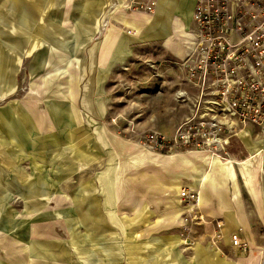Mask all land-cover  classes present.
Returning <instances> with one entry per match:
<instances>
[{"label": "crops", "instance_id": "1", "mask_svg": "<svg viewBox=\"0 0 264 264\" xmlns=\"http://www.w3.org/2000/svg\"><path fill=\"white\" fill-rule=\"evenodd\" d=\"M111 1L116 2L113 8ZM127 1L44 0L42 2V0H33L27 4L14 1L7 10L33 11L34 14L30 19L38 28L67 26L70 22V13L75 11L98 13L97 28L91 37L92 40H100L111 23H117L123 27L132 25L137 29L143 26L148 31L165 33L160 29L163 19L157 14L155 16L126 14L125 12L128 11L123 8ZM160 1L168 3L166 9L169 14V25L168 22L166 24L169 30L174 23L179 26H192V22L187 25L180 16L172 15V11L177 8L179 10L182 6L192 18L195 1L192 8L189 3L193 0H156L158 12H161L159 8L162 7ZM111 8L116 9L111 11ZM7 10L0 9V11ZM42 11L49 12L50 17L44 20V24ZM53 17H60V19H52ZM94 25L95 23L91 22L87 26ZM39 33L34 36L15 32L7 36L0 35V44H2L0 46V96L14 91L16 71L21 56L31 58L28 70L31 89L36 88L45 79H52V76L59 74L58 69L62 65H66L60 70L63 77L67 72L69 74L71 69L75 70L78 67L79 60L64 53H60L62 56H56L57 58H51L52 54L57 53L58 50L57 46L55 48L50 46L66 44L74 39V42H77L78 37L42 36ZM172 33L161 38L162 45L164 47L166 44L180 46L184 55L185 53L188 55L192 50L194 37L189 35V31L188 37L184 39L177 38ZM111 36L107 37L110 39ZM4 44L9 45L7 47L11 51L6 49ZM7 70H9L8 73ZM70 75L69 78H71ZM51 100V96L39 94L37 91L33 93L32 90L21 100L10 101L0 110V264H78L72 258L70 250L76 254L79 252L78 255L81 254L83 257L79 260L81 264H122L121 258L115 254V252H121L116 248L119 244L116 240L124 231L129 237L128 243L131 246L135 245L136 239L133 240V236H138V220L143 222L140 224L143 227L140 230L141 235L153 234L156 227L161 231L159 233L165 235L166 230L171 228L167 222L171 218H174L173 226L183 225L185 219L179 200L181 182H176V178H170L171 175L165 178L154 173L143 178L147 184L154 183L162 186L168 183L172 186V188L150 189L152 194L148 191L144 192L145 196H150L152 199L164 198L162 201L166 204V206L152 208L148 212L139 210L141 202L138 203L137 199L136 201L126 200L125 198L130 197L131 193L122 190V186L117 190L119 185H117L115 174H112L116 171V167L103 169L98 165L97 169L78 171L75 174L71 159L67 158L71 154L68 141L71 140L73 133L51 132L52 128L54 129L60 122L50 110L55 102ZM36 125L42 132L36 129ZM86 136L81 135V147L84 146L85 140L88 143L89 136ZM120 149L123 153L127 151V154L131 149H137L135 156L140 154L144 164L157 167L166 174H172L173 171L184 166L196 168L198 171L196 181L189 182L188 187L201 188L198 210L204 206L208 216L215 217L220 214L225 220L221 231L222 240L227 249L233 248L229 245V235L237 233L240 240L243 243L247 242L254 250L248 255L245 264H259L256 251L262 246L264 235L262 242L259 243V237L251 235L249 225L264 226V195L262 194L264 178L261 175L263 164L260 166L259 161L250 164L246 171L249 177L245 180L235 165L232 166V176L219 172L218 168H210L207 159L210 153L185 151L172 155H150L134 142L125 144ZM84 150L83 147L82 155L86 154ZM250 153L243 159H239L237 154L231 159L242 162L250 157ZM93 171L104 174L96 177L91 174ZM236 174L241 179L247 201L241 202L237 194L232 197V200H229L225 193L216 196V190L212 191L211 195L202 193L205 182L209 180L237 187ZM81 177L84 186L80 193L75 187L81 181ZM91 182L93 185L98 182V191L95 189L90 191L88 186H91ZM13 203H19L23 209L18 210L19 206H13ZM126 219L129 221L128 225L126 221H123ZM116 234L118 238L114 240ZM167 238L168 244H155L157 249L154 250V247L153 251L172 250L174 252L177 238L172 235ZM219 252H222V249L217 247V253ZM171 256L175 257L174 254ZM214 258L193 260L195 263L177 258L129 259L126 264H218Z\"/></svg>", "mask_w": 264, "mask_h": 264}, {"label": "rangeland", "instance_id": "2", "mask_svg": "<svg viewBox=\"0 0 264 264\" xmlns=\"http://www.w3.org/2000/svg\"><path fill=\"white\" fill-rule=\"evenodd\" d=\"M14 1L27 4L33 0H0V9H9ZM194 1L189 3L192 8ZM111 2L113 8L116 2ZM149 2L154 3L150 6V10L144 9L146 4L149 5ZM125 3L123 9L128 11L125 12L126 14L134 13L149 16L157 14L163 19L160 29L164 30L165 33L148 31L143 26L137 29L132 25L123 27L117 23H111L106 34L100 40H92L91 37L97 28L98 13L95 12L75 11L70 13V22L67 26L38 28L30 19L34 14L33 11H0V35L7 36L15 32L16 34L34 36L42 31L39 33L42 36L78 37L77 42H74V39L66 44H51L50 46L54 48L57 46L58 50L57 53L52 54L51 58H57L56 56H62L60 53H64L79 60L78 67L75 70L71 69L69 74L65 72L63 77L60 70L66 65H62L58 69L59 74L52 76V79H45L36 88L32 86L33 89H31V82L28 77L31 58L21 56L16 71L15 89L9 94L0 96V110L10 101L21 100L32 90L33 93L37 91L39 94L51 96V101L55 102L50 110L56 116L57 121H60L54 129L52 128L51 132L73 133L71 140L68 141L71 154L67 158L71 159L75 174L78 171L97 169L98 165L103 169L116 167V171L111 173L116 176L117 185H119L117 190L122 186V190L130 192L131 196L125 199L135 201L137 199L138 203L141 202L139 204L141 211L150 212L152 208L155 209L157 206H166L163 202L164 198L152 199L150 196H145L144 192L147 193L148 191L152 194L150 189L172 188L168 183H164L162 186H157L154 183L147 184L143 178L154 173L165 178H168L169 175L172 179L176 178V182H181L179 191H184L185 195H188L185 202L179 196L180 206L188 207L197 202L196 194L191 191L188 184L192 180L196 181L198 171L194 167L184 166L173 171V173L171 172L172 174H166L157 167L144 164L140 154L135 156L137 149H131L128 154L127 151L121 152L120 148L128 143L134 142L150 155H172L185 151L218 153L219 163L222 166H227L226 161L233 158L235 154L239 159L247 157L249 151L246 148H248L251 154L255 155L252 158V164L258 161L263 164L261 175L264 178V127L246 124L233 126L231 132L222 130L217 137L221 140L227 138L228 143L225 147V145H218L217 142L206 145L205 137L200 136L203 131L201 127L204 125L194 123L192 124L195 137L192 141L193 145L187 149H181L177 146L175 139L179 132L188 126L187 120L200 115L196 102L199 92L193 86V79L189 81L188 78L187 80L185 78L186 70L183 69V62L187 54L184 55L182 48L177 47V45L166 44L164 47L161 38L164 35H170L172 32L177 38L184 39L187 37L179 35L175 31L180 27L178 24L174 23L170 30L169 26L167 27L169 14L166 9L168 5L166 1H160L162 7L159 10L161 12H158L156 0H128ZM176 3L175 7L177 8ZM112 8L111 11L116 9ZM48 15L49 12H41L43 24L45 19H50ZM172 15L180 16L187 25L192 22L191 15L189 16L187 10L182 6L179 10L177 8V10L172 11ZM57 18L60 19V17ZM57 18L53 17L52 19ZM91 22H94L95 25L87 26ZM192 30L193 25L189 26L186 33L188 35L189 31V35L194 37ZM109 35H112L110 39L107 37ZM3 46L8 49L7 46L9 45L4 44ZM8 72L9 70H7ZM69 75L71 78L68 77ZM51 117L53 118V116ZM36 126V129L41 131L38 125ZM81 135L89 136L88 143L85 140L83 146L85 155H82ZM154 142L161 144V149L154 148ZM195 142L199 143L198 147L194 146ZM211 157L213 156L207 155L208 164ZM209 166L211 167V164ZM242 167L244 166H237L238 169ZM129 169L131 171H128ZM91 174L97 177L104 173L93 171ZM236 183L237 187H234V185H227V183L220 181L209 180L205 182L202 193L211 195V192L216 190V196L225 193L229 200H232V197L237 194L241 202L247 201L238 174H236ZM90 185L88 186L90 191L92 189L99 190L98 182H95L94 185L91 182ZM76 186L75 189L81 193L80 190L84 186L82 177ZM262 194L264 195V187ZM190 195L194 198L190 199ZM199 197L201 200V195ZM14 205L19 206L20 204L13 203ZM21 207L22 205L17 207L18 210L21 211L23 209ZM205 210L203 206L195 214H188L187 220L181 226H173L174 218L169 219L167 222L171 228L166 230L165 235L159 233L161 231L158 230V227L154 229L153 234L141 235L140 230L143 227L140 224L143 222L138 220V236H133V240L136 239L135 245L131 246L128 243L129 237L124 231L119 239H117L118 234H116L114 240L117 239L116 241L119 243L116 248L121 252H115V254L121 258L122 264H126L129 259L167 260L171 258L195 263L193 260L214 257H216L214 259L218 264H227V262L228 264H238L239 262L245 264L248 255L254 250L247 242H244V246L241 248L227 249L222 240V231H218L220 238H214L215 225L219 224L222 230L225 220L220 214L215 217L208 216ZM123 221H126L127 225L129 224L127 219ZM249 227L251 235L258 236L259 243H261L264 226L249 225ZM169 234L177 238L174 252L172 250H170L171 252H154L153 248L155 247L154 250L157 249L155 244H168L167 237H170ZM217 247L221 248L222 252L217 253ZM70 251L74 261L81 264L79 261L83 259L81 254L78 255L79 252L76 254V252ZM256 252L258 263L264 264L259 247ZM172 254L175 257H172ZM105 258L109 259L110 257Z\"/></svg>", "mask_w": 264, "mask_h": 264}, {"label": "built area", "instance_id": "3", "mask_svg": "<svg viewBox=\"0 0 264 264\" xmlns=\"http://www.w3.org/2000/svg\"><path fill=\"white\" fill-rule=\"evenodd\" d=\"M153 4L149 2L144 9L150 10ZM192 25L194 47L183 69L186 80L193 79L199 92L200 115L187 120L188 126L175 139L177 146L193 145L194 123L204 125L200 136L206 145L235 125L264 127V0H195ZM153 147L161 149L162 145L154 142ZM180 197L184 202L188 199L184 191ZM218 231L216 224L215 239L220 238ZM228 240L233 248L244 246L237 233H231ZM260 253L264 262V242Z\"/></svg>", "mask_w": 264, "mask_h": 264}, {"label": "bare ground", "instance_id": "4", "mask_svg": "<svg viewBox=\"0 0 264 264\" xmlns=\"http://www.w3.org/2000/svg\"><path fill=\"white\" fill-rule=\"evenodd\" d=\"M133 6H134V1H133ZM187 30H189V27H187L186 25H184V26L180 25V27L177 28L175 31L179 35H182V36L185 35V37H188V35L186 33ZM193 47H194V42H193ZM193 47H192V50H193ZM226 139L221 140L220 138H217L216 142L218 145H221V146L225 145V147H226L227 143H228ZM209 142H211V140ZM249 153H250V151H249ZM210 155L213 156V157H211V161L209 163V164H211L210 168H218L219 172L222 171V172H224V174L225 173L228 174V176L233 175V168H232L233 165H235L236 167L238 165H243L244 167H242L239 170L241 171L242 178L245 180L249 177V174L246 172L247 168H248V166H250V164H252V158L255 156V155H252L250 153V157L248 159L242 161V162H238V161H234V160L230 159V160L226 161V163H228L227 166H222V164L219 163L220 157L218 156L219 155L218 153H211L210 152ZM259 165L261 166V163H259ZM189 188L191 189L192 192H194L196 194L197 202L190 204L188 207H183V216H184L185 221L187 220L186 217L188 214H190V213L195 214L196 211L199 209V201H200L199 196L201 195V188H199L198 186H197V188H194V187H189ZM179 196H180V191H179Z\"/></svg>", "mask_w": 264, "mask_h": 264}]
</instances>
